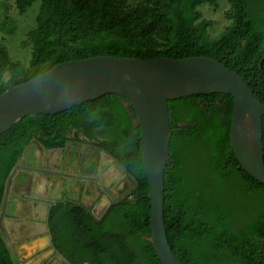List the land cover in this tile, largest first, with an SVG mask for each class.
Here are the masks:
<instances>
[{"label": "trees", "instance_id": "1", "mask_svg": "<svg viewBox=\"0 0 264 264\" xmlns=\"http://www.w3.org/2000/svg\"><path fill=\"white\" fill-rule=\"evenodd\" d=\"M36 1L14 3L24 13ZM122 1L39 0L28 34L31 71L11 61L0 40V78L15 73L0 83V94L72 58L206 57L237 72L264 103V0H226L230 23L216 37L207 34L211 21L200 19L198 7L219 0H157L150 18L162 32L160 44L133 30L117 8ZM120 100L108 94L55 115H26L0 133V207L7 178L32 140L43 149L63 148L72 132V140L83 137L102 149L133 179L130 195L99 219L83 205L47 201L51 244L68 264H162L150 242L139 126ZM167 106L172 134L163 218L171 249L183 264H264V185L239 167L230 147L232 97L196 95ZM0 264H14L1 234Z\"/></svg>", "mask_w": 264, "mask_h": 264}, {"label": "water", "instance_id": "2", "mask_svg": "<svg viewBox=\"0 0 264 264\" xmlns=\"http://www.w3.org/2000/svg\"><path fill=\"white\" fill-rule=\"evenodd\" d=\"M108 94L124 99L120 101L126 109L131 106L130 114L135 115L133 122L139 126L141 158L149 189L147 197L151 204L149 228L153 250L162 264H183L168 243L163 218L164 170L172 134L167 102L196 95H230V147L239 167L263 185L264 103L255 98L237 72L225 68L215 59L72 58L0 94V133L26 115H55ZM61 150L46 149L42 167L31 168V171L49 176H71L58 171ZM17 168L16 165L6 181L0 220ZM130 181L133 185L131 178ZM103 189L109 203L117 200L107 189ZM108 206L96 215L93 213V216L101 217Z\"/></svg>", "mask_w": 264, "mask_h": 264}, {"label": "rangeland", "instance_id": "3", "mask_svg": "<svg viewBox=\"0 0 264 264\" xmlns=\"http://www.w3.org/2000/svg\"><path fill=\"white\" fill-rule=\"evenodd\" d=\"M156 2L157 0H123L117 8L120 13L129 19V22L136 33L142 34L147 32L153 43L160 44L162 43V32L158 25L151 22L150 18L152 9ZM38 3L39 0L29 6L24 13H20L15 7L14 0H0V40L5 45L10 60L19 62L26 73L31 71L33 67L31 60L33 46L28 34L30 31L35 29V18ZM228 10L229 4L226 0H219L215 5H201L198 7V11L201 14L200 19L211 21V26L207 29V34L210 37H216L228 26L230 23L226 17V12ZM14 75L15 73L11 70L6 71L0 78V83H7L14 77ZM73 137L74 134L72 132L68 133L64 145L66 149L71 148L73 150L72 158L68 159L71 169L67 167L69 169L66 172L72 173L74 176L78 177H80L78 173H84L89 177L97 179L101 186L99 190L95 192L97 197L103 195L106 198L107 195L103 188L107 189L110 193H112V195L117 197L116 191L118 189H122L126 183L130 181L131 176L124 171V169L113 159V157L107 155L102 149H99L93 144L87 142L83 137H80L76 141L72 140ZM28 145L32 147L40 146L35 140L30 141ZM105 158L109 159L108 163L103 162ZM73 162L76 165L75 169L72 167ZM61 169L65 168L62 167ZM115 170H117V173L114 172ZM131 180L133 181L132 178ZM83 186L88 188L90 185L87 182H84L83 184L78 183L77 189L79 190H77L73 195L71 194L72 196L63 194V196L59 198L61 199L59 202H66L72 197L74 200L73 202L83 205L92 215L93 213L96 215L93 211L94 204L87 205L90 201L87 202L86 200V202H82V197H78L80 196V191ZM134 186L135 183L125 193V195L120 198L117 197V199L130 195ZM49 201H51L50 203L58 202L57 198L49 199ZM110 204L111 202L109 205ZM99 218L100 217L96 219Z\"/></svg>", "mask_w": 264, "mask_h": 264}, {"label": "crops", "instance_id": "4", "mask_svg": "<svg viewBox=\"0 0 264 264\" xmlns=\"http://www.w3.org/2000/svg\"><path fill=\"white\" fill-rule=\"evenodd\" d=\"M45 150L41 146L29 145L24 149L12 177L0 220V234L14 264H68L51 244L47 226L49 199L57 198L59 202L63 194L72 196L79 190L78 183L84 182L90 186L88 188L83 186L81 189L78 197H82V202L87 200L90 201L87 205L95 206L100 200L107 199V196L106 198L103 195L96 196L95 192L101 187L97 179L84 173H78L82 177L80 179L73 178L72 173L66 172L71 166L68 160L73 156L71 148H62L59 162V172L71 176H49L31 171V168L42 167ZM103 162L108 163L109 159L105 158ZM75 166L73 162V169ZM62 167L65 169H61ZM73 201L71 197L66 202Z\"/></svg>", "mask_w": 264, "mask_h": 264}, {"label": "bare ground", "instance_id": "5", "mask_svg": "<svg viewBox=\"0 0 264 264\" xmlns=\"http://www.w3.org/2000/svg\"><path fill=\"white\" fill-rule=\"evenodd\" d=\"M117 170H115L114 172H116ZM117 173V172H116ZM115 173V174H116ZM132 187L131 181L127 182L126 185L122 188V189H118L116 191V196L117 197H122L123 195H125V193ZM113 190V189H112ZM114 191V190H113ZM112 191V192H113ZM114 193V192H113ZM109 204V201L106 200H100L94 207H93V211L95 213H100L103 208H105L107 205Z\"/></svg>", "mask_w": 264, "mask_h": 264}, {"label": "flooded vegetation", "instance_id": "6", "mask_svg": "<svg viewBox=\"0 0 264 264\" xmlns=\"http://www.w3.org/2000/svg\"><path fill=\"white\" fill-rule=\"evenodd\" d=\"M58 171H59V169H58Z\"/></svg>", "mask_w": 264, "mask_h": 264}]
</instances>
